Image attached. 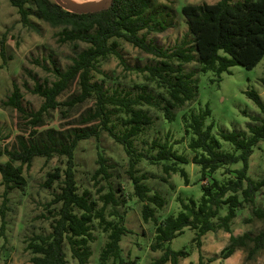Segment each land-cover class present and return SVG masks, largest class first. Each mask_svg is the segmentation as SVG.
Instances as JSON below:
<instances>
[{
	"label": "trees",
	"instance_id": "trees-1",
	"mask_svg": "<svg viewBox=\"0 0 264 264\" xmlns=\"http://www.w3.org/2000/svg\"><path fill=\"white\" fill-rule=\"evenodd\" d=\"M10 3L18 9L25 27L31 25L30 17L35 16L53 28L62 29L57 34L61 44H70L76 50L85 46L76 53L65 71L56 65L50 69L54 81L35 85L32 93L43 99L39 110L28 111L24 107V95L16 83L4 103L20 114L22 128L27 130V135L16 137V145L12 148L0 150V158L8 157V161L0 165L6 202L11 192L26 188L25 166L30 168L39 158L46 162L55 158L66 160L65 168L55 167L47 174L43 185L46 189L56 188L52 201L47 205L54 210L50 211L53 219L50 233L29 239L26 249L33 254L31 264H68L66 246L77 264H90L92 244L96 241L95 223L108 238L100 255V264H137L136 260L123 256L121 242L130 231L125 225L124 216L115 209L120 205L117 195L122 189L119 187L115 191L109 188L103 193L105 187L102 185L98 188L101 182H110L117 165L97 145L98 168L91 177L97 188V199L91 190H80L76 177V152L80 143L91 139L99 143L104 133L120 144L127 154L126 173L134 186L133 196L144 203L143 220L147 223L153 221L156 225L151 250L162 254L149 264H180L181 260L188 258L191 253L186 248L175 251L171 247L172 241L184 235L187 229L196 232L194 241L199 249L202 238L208 233L223 230L230 234L229 245L221 252L223 260L231 258L241 249L248 251L247 260L255 259L264 250V229L254 236L250 233L236 236L232 224L239 211L246 207H251L252 218L249 222L257 219L264 223V205L258 204V195L264 191V179L256 180L250 176L251 158L264 142V117H251L257 124L249 125V134L245 131L221 133V140L232 144L234 152L222 150L223 143L213 134L214 123L207 126V119L211 116L208 107L200 113L192 112L182 117L186 136L192 137L188 144L195 154L192 160L174 149L175 145L185 141L184 138L175 142H170L169 138L165 142H152L146 158L153 165L162 164L167 176L180 174L186 185H189V175L182 165L194 163L200 166L201 181L206 182L208 175L215 174L221 168L241 164L239 169L228 171L234 175L233 178L222 184L213 178L210 185H202L203 196L200 200L190 199L188 203L181 200V212L168 216L160 223L156 218V207L164 208L166 200L161 194L152 193L145 182L147 176L140 174L138 165L144 157L137 152L135 142L154 123V118L144 107L161 111L164 119L172 123L177 119L178 111L197 101L198 80L194 72L184 71L185 64L197 62L201 73L214 72L218 76L231 73L230 69L236 65L248 70L257 67L264 59V0L236 3L217 0L215 4L184 6L182 14L187 19L188 36L194 38V45L184 39L173 50L158 48L140 35L143 31L166 30L164 21L148 14L150 0H113L108 9L88 14L70 12L54 0H10ZM121 40L161 59L158 65L141 69V72L149 74L148 80L155 82L161 90L158 94L148 91L135 97L130 93L110 94L104 85L93 81V72H100L98 66L111 56L124 62L118 51ZM0 53L6 62L3 42ZM73 85L78 86V93L66 101H60V97ZM247 95L264 114V103L260 96L254 91L247 92ZM91 101L93 105L86 107ZM55 112L61 113L63 119H73V125L63 131L44 129ZM77 115L78 119L74 120ZM115 118L124 128L120 133L115 131ZM167 161L171 164H164ZM6 202L1 211L3 216ZM109 207L113 209L108 213ZM224 207L228 210L222 216ZM5 227L4 220L2 232ZM214 261L215 258L209 259V262ZM199 264H205L201 253Z\"/></svg>",
	"mask_w": 264,
	"mask_h": 264
},
{
	"label": "rangeland",
	"instance_id": "rangeland-1",
	"mask_svg": "<svg viewBox=\"0 0 264 264\" xmlns=\"http://www.w3.org/2000/svg\"><path fill=\"white\" fill-rule=\"evenodd\" d=\"M101 0H79L82 3L99 2ZM233 3L242 0H231ZM217 0H150L148 14L164 21L166 30L159 32L140 33L145 36L149 43L164 50H173L176 45L184 39L193 43V37L189 35L187 19L182 14L184 6L189 4L200 5L203 3L215 4ZM31 25L25 27L21 22L18 9L13 7L10 0H0V51L1 43L5 44L7 60L4 62L0 53V150L6 147L12 148L16 145L18 135H27V130L22 128L23 120L20 114L12 107H7L4 103L13 92V85L16 83L24 95L23 105L28 111H37L43 104V99L32 93L37 83L54 81L50 71L53 66L65 71L71 64L76 53L84 49L82 45L78 50L70 44H61L57 36L62 31L61 28H53L35 16L30 17ZM118 51L124 62L116 56H111L102 62L98 69L100 72H93V81L104 85V88L113 94L119 95L130 93L132 97L143 94L145 91L158 94L161 90L155 82L148 80V73L141 72L146 66H156L159 58L147 54L144 51L132 46L129 43L120 41ZM196 54V53H195ZM177 64V63H176ZM200 65L197 62L184 65L186 73L194 72L198 80V99L196 102L178 111L177 119L170 123L164 119L163 113L152 107H144L154 118V123L147 127L141 136L136 140L135 147L139 154L143 155V160L138 165L141 175H146L145 181L153 191L161 194L166 200V205L162 209L156 207V218L162 222L170 215H177L182 210L181 200L188 203V200H200L203 196L202 185H210L215 178L219 183H225L234 175L229 170L239 169L241 164L221 168L213 175H208L206 182L201 181L200 166L190 163L182 165L189 175V185L185 184L184 178L180 174L167 176L163 171L162 164L153 165L146 158L149 155L153 141L175 142L185 139L183 143L174 146L179 154L185 155L190 160L194 153L189 149L191 136H186L182 117L192 112L200 113L206 107L210 108L211 116L207 119V126L214 123V136L223 143V151L234 152L232 144L221 140L222 132L245 131L249 134V125L253 122L252 116L264 117L260 108L250 99L247 92H256L262 103H264V59L256 68L248 70L241 65L233 66L231 73H223L218 76L214 72L201 73ZM108 76V77H107ZM78 86L73 85L60 97V101H66L78 93ZM93 105V101L88 102L86 107ZM78 119V115L74 120ZM44 129L55 128L65 130L73 125V119H63L61 113L52 114ZM115 131L120 133L123 127L120 120L114 119ZM43 129V130H44ZM110 158L116 165L114 177L110 182H101L98 186L105 187L103 193L109 188L115 191L120 187L122 192L118 194L120 205L115 208L124 216V222L129 229V233L123 238L121 246L123 256L126 259L136 260L137 264H149L155 258L161 256L162 252H154L151 245L155 242L156 225L153 221L148 223L143 220L142 208L144 203L136 200L133 196L134 186L128 177V157L123 147L116 143L107 133H104L100 142L95 139L80 143L76 152V177L80 190L89 189L97 199V188L91 180L96 165L98 150ZM8 161L7 156L0 158V165ZM64 158H55L50 162L39 158L28 168L24 167V176L27 180L26 188L14 190L5 201L0 174V264H31L33 254L26 249L29 239L35 235L48 234L51 232V222L53 215L50 214L52 208L47 205L52 201L55 189L43 187L47 174L55 167L65 168ZM171 164V162H164ZM250 176L253 179H264V142L256 149L251 158ZM167 181H164V178ZM57 187V185H56ZM151 193V194H152ZM6 202L5 213H1ZM258 204L264 205V191L258 195ZM102 206V203L99 204ZM109 207L107 212L112 211ZM228 208L224 207L221 215L227 213ZM54 210H52L53 212ZM251 207L239 211L237 218L233 221V234L236 236L250 233L257 235L264 229V223L257 219L251 222ZM109 219H112L109 217ZM6 222L4 232H2L3 222ZM96 241L92 244L93 255L90 264H100V255L107 242V234L94 225ZM230 234L223 230L211 232L202 238V247L198 248L194 241L196 232L187 229L186 233L177 237L171 243L175 251L186 248L191 255L180 261V264H199L200 253L204 256L205 264H264V250L255 259L247 260L248 251L238 250L231 258L221 259L222 250L229 245ZM68 264H77L72 258L69 248L66 246ZM215 258L216 261L209 262ZM112 264V262L110 263Z\"/></svg>",
	"mask_w": 264,
	"mask_h": 264
},
{
	"label": "water",
	"instance_id": "water-1",
	"mask_svg": "<svg viewBox=\"0 0 264 264\" xmlns=\"http://www.w3.org/2000/svg\"><path fill=\"white\" fill-rule=\"evenodd\" d=\"M54 1L64 9L77 14L97 13L102 10L108 9L111 6V3L113 2V0H101L99 2L89 3H75L70 0Z\"/></svg>",
	"mask_w": 264,
	"mask_h": 264
},
{
	"label": "bare ground",
	"instance_id": "bare-ground-1",
	"mask_svg": "<svg viewBox=\"0 0 264 264\" xmlns=\"http://www.w3.org/2000/svg\"><path fill=\"white\" fill-rule=\"evenodd\" d=\"M70 1H73L75 3H82V2H79V0H70Z\"/></svg>",
	"mask_w": 264,
	"mask_h": 264
}]
</instances>
